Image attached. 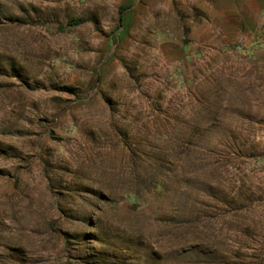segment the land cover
<instances>
[{"label": "rangeland", "instance_id": "1", "mask_svg": "<svg viewBox=\"0 0 264 264\" xmlns=\"http://www.w3.org/2000/svg\"><path fill=\"white\" fill-rule=\"evenodd\" d=\"M0 264H264V0H0Z\"/></svg>", "mask_w": 264, "mask_h": 264}, {"label": "trees", "instance_id": "2", "mask_svg": "<svg viewBox=\"0 0 264 264\" xmlns=\"http://www.w3.org/2000/svg\"><path fill=\"white\" fill-rule=\"evenodd\" d=\"M121 12L123 13V10H122ZM81 23H82L81 20H79V19H74V20H72V21L69 22V26H75V25H79V24H81ZM156 185H157V188L162 187L161 184H156ZM138 202H139V200L137 199V196H133V197H132V203H134V204H138Z\"/></svg>", "mask_w": 264, "mask_h": 264}]
</instances>
